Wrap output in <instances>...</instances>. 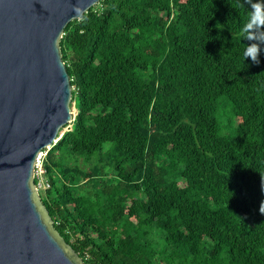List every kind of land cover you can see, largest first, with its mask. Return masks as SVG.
Wrapping results in <instances>:
<instances>
[{"label": "trees", "instance_id": "trees-1", "mask_svg": "<svg viewBox=\"0 0 264 264\" xmlns=\"http://www.w3.org/2000/svg\"><path fill=\"white\" fill-rule=\"evenodd\" d=\"M250 12L248 0H100L66 27L77 114L48 152L41 200L85 264H264V51L243 59Z\"/></svg>", "mask_w": 264, "mask_h": 264}, {"label": "water", "instance_id": "water-1", "mask_svg": "<svg viewBox=\"0 0 264 264\" xmlns=\"http://www.w3.org/2000/svg\"><path fill=\"white\" fill-rule=\"evenodd\" d=\"M100 0H0V264H85L54 229L34 163L74 122L69 23Z\"/></svg>", "mask_w": 264, "mask_h": 264}, {"label": "clouds", "instance_id": "clouds-1", "mask_svg": "<svg viewBox=\"0 0 264 264\" xmlns=\"http://www.w3.org/2000/svg\"><path fill=\"white\" fill-rule=\"evenodd\" d=\"M251 12L248 21L243 25L242 32L244 39L250 43L243 51V59L251 58L254 63H260L259 56L264 51V0H248ZM259 212L264 214V210L259 207Z\"/></svg>", "mask_w": 264, "mask_h": 264}, {"label": "built area", "instance_id": "built-area-1", "mask_svg": "<svg viewBox=\"0 0 264 264\" xmlns=\"http://www.w3.org/2000/svg\"><path fill=\"white\" fill-rule=\"evenodd\" d=\"M51 147L43 150L38 154L34 163V183L38 193H45L51 188V183L47 177L45 160Z\"/></svg>", "mask_w": 264, "mask_h": 264}, {"label": "rangeland", "instance_id": "rangeland-1", "mask_svg": "<svg viewBox=\"0 0 264 264\" xmlns=\"http://www.w3.org/2000/svg\"><path fill=\"white\" fill-rule=\"evenodd\" d=\"M72 113L74 114V117H75L76 114H77V111H76V108H75V104H73V106H72ZM70 127H71V126H70ZM70 127H67V128H65V129H63L62 132H61V134H60V136H62L66 131H68V129H69ZM85 165H86V164L83 163V162L80 160V166H81V168L87 170V168H86ZM87 167L90 168V166H87ZM91 168H92L93 170H95V165L92 164V167H91ZM41 196H42V198L44 199V193L41 192Z\"/></svg>", "mask_w": 264, "mask_h": 264}]
</instances>
